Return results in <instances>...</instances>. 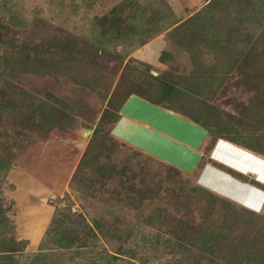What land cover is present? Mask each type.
I'll return each instance as SVG.
<instances>
[{"label": "rangeland", "instance_id": "obj_1", "mask_svg": "<svg viewBox=\"0 0 264 264\" xmlns=\"http://www.w3.org/2000/svg\"><path fill=\"white\" fill-rule=\"evenodd\" d=\"M210 1L0 0L6 264H264V212L209 168L257 184L225 160L264 161V42L242 0ZM147 109L170 133L136 129ZM55 217L70 250L42 244Z\"/></svg>", "mask_w": 264, "mask_h": 264}, {"label": "crops", "instance_id": "obj_2", "mask_svg": "<svg viewBox=\"0 0 264 264\" xmlns=\"http://www.w3.org/2000/svg\"><path fill=\"white\" fill-rule=\"evenodd\" d=\"M131 103V101L129 102ZM126 102V108H132L134 111L131 113L133 114L132 117H137L139 110L135 109L138 105L136 103H131L129 104ZM146 104V103H145ZM143 107V106H140ZM138 108V107H137ZM146 113L144 116L147 118L139 117L141 118V123L138 124V127L136 129H139V131L144 133V137H146V130H148V126H152L154 132L157 133V135H160L164 137V134L170 133L171 127L169 126L174 125L173 117H170L169 115H166L165 113H162L158 111L155 113V110L153 112L149 109L146 110ZM155 113V114H154ZM158 114V115H157ZM152 115V116H150ZM152 118V119H150ZM133 120V118L131 119ZM152 120V121H151ZM177 120V119H176ZM145 121V122H144ZM179 127H187L188 129L190 128L189 124L184 122H177ZM141 125V126H139ZM174 135V134H173ZM177 135V133L175 134ZM169 139V138H167ZM148 142L153 144V142L149 141ZM154 145V144H153ZM157 149H160V145H157ZM226 149V147H225ZM161 150V149H160ZM234 151L233 155V160L229 161L228 159L225 160L227 162L228 167L232 168L235 172L246 175L247 173L245 172H254L253 177L255 178L254 180L257 182V184H253L251 182L248 183H242L239 180H234V178L231 177V175L224 173L223 171H219L216 167H209L210 169L214 170L212 173L215 175V177L212 179V183L216 185L214 187L215 189H218L222 194L227 195L228 198L234 200L235 202L241 204L244 206L246 209L255 211V212H264V161L261 159L259 156H251L249 153H244L240 152V149L238 152H236V149H232ZM165 153H167L165 150H163ZM232 151V152H233ZM242 151V150H241ZM227 152L229 155H232V152H230V149L227 147ZM219 151L217 149V145L214 148L213 151V158L214 160L220 164V156L218 155ZM251 157L253 158V161L251 164ZM240 158V161H239ZM247 158V159H246ZM258 158V159H257ZM213 160V159H212ZM222 160V159H221ZM222 164V163H221ZM252 167L253 170L251 169ZM207 168V170H210ZM252 171H251V170ZM223 180V181H221ZM258 183L260 185H258ZM227 192V193H226Z\"/></svg>", "mask_w": 264, "mask_h": 264}, {"label": "trees", "instance_id": "obj_3", "mask_svg": "<svg viewBox=\"0 0 264 264\" xmlns=\"http://www.w3.org/2000/svg\"><path fill=\"white\" fill-rule=\"evenodd\" d=\"M221 0H211L207 7L206 11H210L213 7H218ZM242 4L240 5V16L238 19L234 20L235 24H250L252 28H255L251 32H246V35H254L258 30L260 33L258 35V42H264V0H242ZM212 19V18H211ZM191 21V20H190ZM189 23V22H188ZM194 36V35H192ZM87 156L80 162L82 165ZM59 215V214H57ZM65 221L60 219L59 217H55L52 223V226L48 228L42 238V244L51 243L54 248L59 250H70L75 245L80 243L79 237H74L71 234L73 233L67 224H63ZM3 229L0 227V242H5L4 234L2 233ZM3 236V237H2ZM40 255L34 254L31 256V262L36 260ZM110 255L107 256L106 259H109ZM10 258V254L6 256L0 255V264H6L8 259ZM30 262V263H31Z\"/></svg>", "mask_w": 264, "mask_h": 264}]
</instances>
